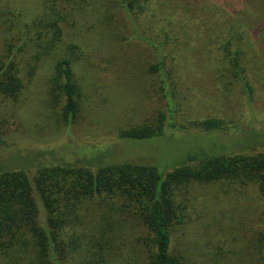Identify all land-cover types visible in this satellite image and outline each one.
<instances>
[{"label": "rangeland", "instance_id": "obj_1", "mask_svg": "<svg viewBox=\"0 0 264 264\" xmlns=\"http://www.w3.org/2000/svg\"><path fill=\"white\" fill-rule=\"evenodd\" d=\"M140 3L143 10L128 13L116 0H0V55L13 45L23 82L17 100L0 93V171L34 176L45 165L106 158L150 162L163 171L191 149L264 151V0ZM43 17L57 19L59 41L46 35L54 30L44 27ZM72 47L83 101L68 124L51 93L55 64ZM237 48L242 78L232 67ZM170 106L175 125L167 137L121 139L123 129L154 122ZM211 118L224 120V129L198 124ZM183 197L188 206L184 222L173 228L175 254L183 253L189 264H255L253 235L263 204L257 186L192 183L179 192ZM89 205L69 234L75 228L80 236H106L115 264H145L142 227L113 215L109 228L102 218L109 208L99 198Z\"/></svg>", "mask_w": 264, "mask_h": 264}, {"label": "trees", "instance_id": "obj_2", "mask_svg": "<svg viewBox=\"0 0 264 264\" xmlns=\"http://www.w3.org/2000/svg\"><path fill=\"white\" fill-rule=\"evenodd\" d=\"M116 1L128 13L136 7L144 9L140 0ZM45 18L40 22H46L44 27L54 30H46V35L52 32L51 40L59 41L61 29L57 19ZM37 34L41 36L39 31ZM12 46L0 55V93L17 100L23 82L20 61ZM241 51L234 50L232 59L237 78H242V72L246 71L241 66ZM74 52L72 47L70 55L56 62L52 81L53 101L62 107V116L68 124L75 121L83 101V89L74 72ZM244 87L251 95L246 81ZM173 118L170 106L156 121L123 129L120 137L134 142L167 137ZM198 124L206 131H217L224 129L225 121L211 118ZM4 136L0 128V143ZM104 160L45 165L34 176L23 169L1 170L0 264H115L110 238L87 233L80 236L75 228L73 234L68 232L70 226L83 223L90 211L89 203L98 198L109 208L110 213H102L109 228L108 219L113 215L119 223L130 220L142 227L145 264H189L183 253L175 254L171 249L173 228L184 222L188 206L186 197L179 199V192L186 193L192 183L220 181L257 186L263 204L259 215L261 227L253 235V244L255 264H264V151L221 154L205 148L191 149L175 168L163 171L150 162ZM79 253L81 256L77 258Z\"/></svg>", "mask_w": 264, "mask_h": 264}]
</instances>
